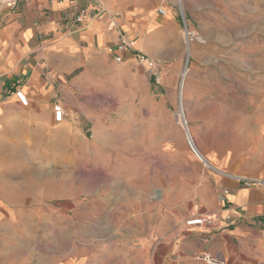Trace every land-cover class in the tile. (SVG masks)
<instances>
[{
	"label": "rangeland",
	"instance_id": "obj_1",
	"mask_svg": "<svg viewBox=\"0 0 264 264\" xmlns=\"http://www.w3.org/2000/svg\"><path fill=\"white\" fill-rule=\"evenodd\" d=\"M180 1L166 24V72L133 70L131 95L128 82L114 95L130 103L86 100L99 114L78 121L67 150L55 152L53 140L51 152L21 154L39 167L0 169L5 260L89 253L100 264H141L112 260V247L135 248L157 207L169 214L182 201L199 215L193 201L225 156L229 168L264 167V0Z\"/></svg>",
	"mask_w": 264,
	"mask_h": 264
},
{
	"label": "crops",
	"instance_id": "obj_2",
	"mask_svg": "<svg viewBox=\"0 0 264 264\" xmlns=\"http://www.w3.org/2000/svg\"><path fill=\"white\" fill-rule=\"evenodd\" d=\"M4 1L0 0V169L39 167L37 161H22L21 154L51 152L53 140L60 142L55 152L67 150L78 121L99 114L86 107V100L112 103L113 97L120 104L130 103L114 95L126 82L131 95L133 70L149 71L138 55L166 72L171 0H18L12 5ZM159 8L169 9L171 16L158 15ZM82 10L87 18L76 23ZM123 40L132 42L133 48L116 64L108 49ZM16 90L25 94L27 106L18 103ZM54 105L64 110L59 123L53 119ZM255 135L259 136L256 132L251 137ZM228 158L219 161L222 172L213 178L214 186L194 199L192 206L199 215L190 216L193 210L186 211L182 201L169 214L157 207L151 223L141 230L145 237L135 248L126 243L123 253L112 247V260L201 264L195 257L206 252L224 264H264V167L229 168ZM239 177L251 180L250 186ZM7 199L0 185V217ZM198 216L212 217L213 224L185 226L186 220ZM88 254L76 260H5L1 248L0 264H100L98 256Z\"/></svg>",
	"mask_w": 264,
	"mask_h": 264
},
{
	"label": "built area",
	"instance_id": "obj_3",
	"mask_svg": "<svg viewBox=\"0 0 264 264\" xmlns=\"http://www.w3.org/2000/svg\"><path fill=\"white\" fill-rule=\"evenodd\" d=\"M18 0H5L4 2L7 4H15ZM158 15L164 17L165 16V10L162 8H159L157 10ZM87 18L85 10L80 11L76 16H75V22L80 23L82 20H85ZM133 48L132 42L129 41H121L119 44L115 46V48H109L108 51L113 55V60L116 64H120L123 61V54L127 52L129 49ZM137 60L140 64L145 65L149 70H155L156 64L149 60L146 56L144 55H138ZM155 81L159 84V76L157 74H154ZM14 96L17 99L18 103L21 106H27V98L25 94L21 90H16L14 92ZM53 112V119L54 122L59 123L64 119V110L60 105H54L52 108ZM192 148V147H191ZM239 180L243 181L244 185L246 187H249L251 184V180L244 178V177H239ZM213 218L210 216H198L194 218H190L185 221V226L186 227H198V226H210L213 224ZM195 261L199 262L201 264H224V262L216 256H212L209 253H201L195 257Z\"/></svg>",
	"mask_w": 264,
	"mask_h": 264
},
{
	"label": "bare ground",
	"instance_id": "obj_4",
	"mask_svg": "<svg viewBox=\"0 0 264 264\" xmlns=\"http://www.w3.org/2000/svg\"><path fill=\"white\" fill-rule=\"evenodd\" d=\"M178 3H179V5H180V7H181V1L180 0H178ZM166 14H165V17H167L168 16V12L166 11L165 12ZM187 41V40H186ZM186 43V42H185ZM185 45H187V43L185 44ZM181 99V98H180ZM181 101V100H180ZM182 109V108H181ZM180 109V110H181ZM182 112V111H181ZM181 115V114H180ZM182 118H183V116H181ZM182 122V121H181ZM185 129V128H184ZM186 130V129H185ZM187 134V133H186ZM187 142H188V144H189V146H190V148H191V150L195 153V155L197 156H200V157H202L201 155H200V152H198V150L196 149V147H195V145H194V143H193V140L191 139V137L189 136V135H187ZM196 153H198V154H196ZM197 156V157H198ZM199 158V157H198ZM200 159V158H199ZM201 160V159H200ZM203 163H204V161H203ZM205 164V163H204Z\"/></svg>",
	"mask_w": 264,
	"mask_h": 264
}]
</instances>
